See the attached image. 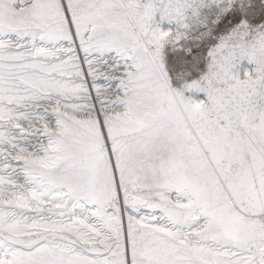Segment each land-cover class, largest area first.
Here are the masks:
<instances>
[{
  "label": "snow or ice",
  "instance_id": "obj_1",
  "mask_svg": "<svg viewBox=\"0 0 264 264\" xmlns=\"http://www.w3.org/2000/svg\"><path fill=\"white\" fill-rule=\"evenodd\" d=\"M0 264H264V0H0Z\"/></svg>",
  "mask_w": 264,
  "mask_h": 264
}]
</instances>
